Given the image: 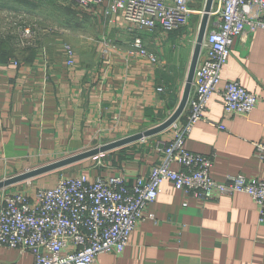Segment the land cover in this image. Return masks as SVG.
I'll use <instances>...</instances> for the list:
<instances>
[{
  "label": "crops",
  "instance_id": "1",
  "mask_svg": "<svg viewBox=\"0 0 264 264\" xmlns=\"http://www.w3.org/2000/svg\"><path fill=\"white\" fill-rule=\"evenodd\" d=\"M106 6L0 0V180L146 131L177 108L198 28L191 23L172 32H139L146 51L159 58L154 63L134 48L131 24L120 12L107 15ZM10 19L32 27L30 44L21 42L17 27L10 31ZM66 44L75 51L72 65ZM229 80L258 95L256 108L249 115L228 114L215 93L207 118L195 124L185 146L214 156L210 173L218 181L236 174L264 177V160L255 154V144L264 142V31L235 41L221 86ZM172 136L168 128L90 157L97 165L87 163L79 172L121 175L133 183L159 160L156 142ZM161 189L126 249L102 253L95 264H264V223L249 194L202 202L168 180ZM0 263L34 264V256L2 247Z\"/></svg>",
  "mask_w": 264,
  "mask_h": 264
},
{
  "label": "built area",
  "instance_id": "2",
  "mask_svg": "<svg viewBox=\"0 0 264 264\" xmlns=\"http://www.w3.org/2000/svg\"><path fill=\"white\" fill-rule=\"evenodd\" d=\"M77 1L82 7L107 2V15L120 12L131 24L129 30L136 33L134 48L154 63L159 58L146 51L139 32L158 28L172 32L189 25L194 15L203 14L199 0ZM260 30L264 31V0H214L187 106L169 127L172 138L156 142L159 160L148 176L129 183L121 175L82 172L60 176L51 187H37L32 193L2 192L0 248L29 251L34 264H95L102 253L126 249L137 224L145 219L148 205L158 198L167 180L202 202L247 193L257 204L259 222L264 223V177L236 174L218 181L210 173L214 156L185 146L195 124L207 118L208 103L215 93L222 95L228 114L249 115L256 108L258 95L238 80L223 86L221 80L235 41L245 43L250 33ZM33 36L32 27L20 28L21 42L30 44ZM65 50L68 63L74 64V48L66 44ZM255 154L264 160V142L255 144Z\"/></svg>",
  "mask_w": 264,
  "mask_h": 264
},
{
  "label": "water",
  "instance_id": "3",
  "mask_svg": "<svg viewBox=\"0 0 264 264\" xmlns=\"http://www.w3.org/2000/svg\"><path fill=\"white\" fill-rule=\"evenodd\" d=\"M213 3H214V0H206L205 2V6L203 9V14L201 16L200 24L198 27L195 47H194V51H193V55H192V59H191L188 75L186 78L185 87H184L181 101L178 104L177 108L173 111V113L165 121H163L162 123H160L159 125L155 127L147 129L146 131L134 133L127 137L117 139V140L105 143L103 145L92 147L90 149H87V150L75 153L73 155L64 157L62 159L50 162L48 164L24 171L12 177L2 179L0 180V189H3L5 187L11 186L18 182H22V181H25L27 179H30L36 176H39L41 174L77 163L87 158L100 155L102 153L111 151L113 149L122 147L131 142L144 139L148 136L155 135L157 133H160L168 129L174 122H176L181 117L182 113L184 112L187 106V102H188L189 95H190L191 88H192V82L194 79L195 71H196L199 58H200V54H201V50H202V45H203L205 35L208 29V25L210 21V13L213 7Z\"/></svg>",
  "mask_w": 264,
  "mask_h": 264
},
{
  "label": "rangeland",
  "instance_id": "4",
  "mask_svg": "<svg viewBox=\"0 0 264 264\" xmlns=\"http://www.w3.org/2000/svg\"><path fill=\"white\" fill-rule=\"evenodd\" d=\"M205 2H206V0H201L199 2V8H200V11H202V12H203V9H204V6H205ZM201 16H202V13L201 14H196V15H194L192 17V20H190L189 24L192 23V25L194 26V31L195 32L197 31V28H198V26L200 24ZM11 20L12 19H10V21ZM11 23H10L11 27L9 26L10 31H13L17 27L18 29H17L16 33H17V36H19V30L21 28L20 25H22V23H19V22L17 23V21H13V20L11 21ZM73 154H75V153H71V154H66V155L60 156V157H58L56 159H52L51 161L43 162L40 165H37L36 167L48 164L50 162L62 159L64 157H67V156H70V155H73ZM100 155H103V154H100ZM97 162L98 161H96V159H94V158L85 159L83 161H80V162H77V163H74V164H71V165H68V166H65V167H62V168H59V169L44 173V174H41L38 177L36 176V177L30 178V179H27L25 181H22L20 183H16V184H13L11 186L5 187V188H3V192H7V191H10V192L25 191V190H29V188L34 190L36 187H38V188H48V187H51L52 185H54L55 181L60 176L76 175L79 172L80 168L88 167L89 163H90V166H95V165H97ZM104 164L105 163L102 160V164L101 165L103 167L105 166Z\"/></svg>",
  "mask_w": 264,
  "mask_h": 264
}]
</instances>
